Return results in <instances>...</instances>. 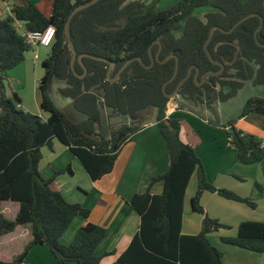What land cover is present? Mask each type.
<instances>
[{
    "label": "trees",
    "instance_id": "16d2710c",
    "mask_svg": "<svg viewBox=\"0 0 264 264\" xmlns=\"http://www.w3.org/2000/svg\"><path fill=\"white\" fill-rule=\"evenodd\" d=\"M83 1L11 0L10 13L0 15V236L17 225L26 226L31 235L21 253L0 264L23 263L28 250L36 244L47 245L60 264H98L101 255L95 250L106 234L104 227L86 221L69 243L60 241L73 218H87L89 209L67 201L55 183L56 176L68 171L69 166L54 170L49 177L41 175V148L58 140L81 161L92 179H98L112 170L122 145L142 126L134 122L148 108L155 110V123L166 144L169 166L163 174L153 177L164 183L160 194L148 190L133 194L130 202L140 216L139 230L113 264H221L222 252L209 242L207 235L228 226L205 214L199 204L201 193L216 192L252 208L256 204L206 180L193 147L180 138L179 120L167 116L166 109L176 96L196 104L224 102L234 97L247 81L264 85V46L254 39L259 17H248L229 33L214 29L207 49L213 59L223 63V71L207 75L197 85L192 68L173 98L164 94L162 85L174 71L175 58L161 60L169 54L178 57L176 75L165 86L167 93L174 90L191 65L199 69L196 81L206 71H217L219 65L209 60L203 48L209 28L218 25L228 29L240 17L257 13L263 18L257 39L264 43V0H178L161 10L146 0H98L72 17L70 35L77 54L103 57L113 62V67L107 75L108 61L83 56L86 74L79 77L83 67L76 60V73L70 68L71 50L64 29L70 11ZM204 5L213 10L201 19L195 10ZM17 23L23 25L22 32ZM49 24L55 27V36L41 60L43 74L38 80L40 107L48 113L43 119L24 110L16 93L7 96L2 79L32 50L24 41V33L42 31ZM149 48L154 58L158 53V60L155 58L151 67L132 60L116 80H110L127 59L140 57L144 64H149ZM56 81L61 82L57 87L59 95L71 100L73 109L84 116L82 119L72 120L54 104L50 93ZM104 109L125 116L129 122H123L107 136L98 135L96 126L103 121ZM251 112L264 114V97L247 98L238 117ZM234 122L233 119L227 123L232 130L226 133L238 161L251 164L264 160L262 139L236 129ZM193 173L197 175V189L191 197V207L203 218L200 231L190 235L180 231L184 193ZM4 200L19 203L14 218L2 213ZM221 240L264 254V222L241 221L234 237Z\"/></svg>",
    "mask_w": 264,
    "mask_h": 264
},
{
    "label": "crops",
    "instance_id": "0c3cea01",
    "mask_svg": "<svg viewBox=\"0 0 264 264\" xmlns=\"http://www.w3.org/2000/svg\"><path fill=\"white\" fill-rule=\"evenodd\" d=\"M29 1L41 3L49 0ZM10 5L11 0H0L1 16L10 13ZM22 26L21 23H17L20 32L23 31ZM44 48H48L49 51V47ZM46 50L43 49V52ZM33 52L35 53L34 50ZM34 53L33 57L25 54L24 58V60L27 58L33 61L32 68L29 62L23 63V66H28V71L31 70L38 79L43 74V68L40 61V69L36 70L38 63L35 60L38 59V53L37 58L34 57ZM11 70V73H4L5 77L8 74V88L5 89L3 86L5 94L11 96L13 92L16 93L24 110L46 119L48 113L40 107L38 82H35L34 88L32 87L36 101V104L32 106L24 85L10 80L17 73L16 69ZM38 106L39 112H37ZM32 107L35 110H31ZM181 107L183 106L179 99L178 101L170 100L167 103L166 114L179 120L180 138L193 147L202 164L206 180L215 187L226 188L241 197L254 200L255 204V200H263L261 202L264 205V160L251 164L239 162L236 150L228 143L226 131L229 130V125H222L223 121L220 119L217 125H212L206 116L204 119L200 118ZM191 108L194 111L195 108L192 105ZM203 108L206 114V106L203 105ZM141 125V128L134 132L120 148L112 170L98 179H92L81 161L58 140L54 139L49 146L45 145L41 148L42 157L38 163L41 175L49 177L54 170L69 166L68 171L56 176L55 183L67 201L80 203L89 209L87 218L82 216L73 218L60 236V241L64 244L69 243L76 230L86 221L104 227L106 234L95 250L101 255L98 264H113L138 232L140 216L130 202L133 194L142 193L145 190L151 194H160L164 188L163 181L153 180V177L163 174L169 166L165 141L158 132L154 116L142 122ZM234 126L242 132L258 136L264 142V114L251 112L242 117L237 116ZM256 185L260 188L258 189ZM196 189L197 175L193 173L184 193L180 231L182 234H197L201 229L202 217L194 215L195 212H199L192 209L190 202ZM199 204L210 217L232 228V235L221 232H212L207 235L209 242L222 252L221 264H264L263 253L249 251L221 240V237H234L233 231L237 232V226L241 221L255 219L252 218L255 217L254 213L248 210L254 209L256 205L252 208L243 202L227 199L216 192L207 190L201 193ZM18 208V202L11 200L1 202L2 213L8 218H14ZM30 238L29 229L23 225H17L11 232L2 234L0 261H11L21 253ZM24 260L21 264H60L45 244L32 246ZM65 264H76V262L67 261Z\"/></svg>",
    "mask_w": 264,
    "mask_h": 264
},
{
    "label": "rangeland",
    "instance_id": "374dc122",
    "mask_svg": "<svg viewBox=\"0 0 264 264\" xmlns=\"http://www.w3.org/2000/svg\"><path fill=\"white\" fill-rule=\"evenodd\" d=\"M177 1L178 0H146V2L152 3L154 5V8L158 9V10L166 9V8L172 6L173 4H175ZM212 10H213V8L209 5L200 6V7L196 8L195 15L198 16L199 18L203 19L205 13L212 11ZM43 49H47L46 52H43ZM47 52H48V48L38 47V49H37L38 59L35 60L36 63H38L37 64L38 68H36V70L40 69V61L46 57ZM33 53H34L33 50L30 49L26 54H29L33 57ZM32 57L30 59H32ZM27 62L30 63L29 65H31V68H32L33 61L26 58L23 62L15 65L13 68H11L12 70L13 69L17 70V73H15V75H17V76L14 75L15 79L11 78L10 80L14 81L17 84L22 83V85H24V89L29 95L30 103L32 104V106H34L36 104V101L34 98L35 97V95H34L35 91L33 88L35 86V82H38L39 77H38V79H36L34 76L35 74L31 73V70L28 71V66H23L24 65L23 63H27ZM10 70H7L6 72H10ZM7 75H6V77H4V79H2V85L5 87V89L8 88V84H7L8 77H7ZM109 75H110V73H109ZM38 76H39V73H38ZM111 78H113V77H111ZM60 85H61L60 81H56L52 85V91L50 93V97H51L52 101L54 102V104L59 109H61L72 120L82 119L84 116L81 113H79L78 111L73 109V107L71 105V100L68 98H63L57 92V87ZM31 89H33V90L31 91ZM252 96H260V97L264 96V85H254L250 81H247L238 90L237 94L234 97H232V98H230L224 102L196 104V103H193L192 101H190L188 99L181 98L180 96H176L175 100L178 101V99H180L181 105L183 106L181 108H183L184 110H189L190 112L198 115V117L203 118V119H204V116H206V118H208V120L210 121V124H212V125L216 124L217 125V123L221 120V121H223V122H221L222 125H224V124H227L230 120H233V119L236 120L237 116L241 112V109H242L245 101L247 100V98L252 97ZM217 103H219V104H217ZM191 105H192V107L195 108L194 111H197V112L193 111V108H191ZM203 105L206 106V111H207L206 114H204ZM217 105H219V106H217ZM31 110H35L34 107H32ZM37 112H39V106L37 107ZM30 113H32V112H30ZM33 114H35V113H33ZM153 116L155 118L154 108H148V109H146L140 113L139 118L134 123L142 124V122L150 120ZM123 122H129V120L125 116H121L119 114L111 113L108 109H104L103 110V121H101L100 125L96 126V133H98V135L107 136L110 131L116 129ZM261 201H263V200H259V199H257V201L255 200L256 207L254 209L250 208V210H248V211H251L254 213L255 217H252V218H255V219H247V220H255V221H263L264 222V205H262ZM194 215H197V217L203 218V215L201 213L195 212ZM207 216L210 217L208 214H207ZM210 218H212V217H210ZM231 229L232 228L230 227V225H228L227 228H220L219 231H217L215 233L221 232V233L226 234V235H232ZM233 234L235 236L236 231H233Z\"/></svg>",
    "mask_w": 264,
    "mask_h": 264
},
{
    "label": "water",
    "instance_id": "95a60500",
    "mask_svg": "<svg viewBox=\"0 0 264 264\" xmlns=\"http://www.w3.org/2000/svg\"><path fill=\"white\" fill-rule=\"evenodd\" d=\"M98 0H85L79 4H77L75 7H73V9L70 11V13L68 14L67 16V19H66V22H65V29H64V35H65V38H66V41H67V44L71 50V56H70V68L72 69V71L74 73L75 70H74V63L75 61L77 60L83 67V73L78 75L79 77H83L85 74H86V68L85 66L83 65V63L81 62V58L83 56H89L91 58H94V59H97V60H102V61H108L107 59L103 58V57H100V56H95V55H90V54H87V53H81V54H77L76 52V49L74 47V44L72 42V39H71V35H70V22H71V19L72 17L81 9L83 8H86L94 3H96ZM252 15H256L259 17V25L258 27L254 30V39L255 41L261 45V46H264V43H260L257 39V32L258 30L260 29V27L262 26V23H263V18L257 14V13H248L242 17H240L237 21H235L230 28L228 29H224L218 25H212L210 28H209V31H208V36L203 44V48L205 50V53L206 55L208 56L209 60L214 63V64H217L220 66V69L217 70V71H206L204 72L201 77H200V80L199 81H196L197 80V76H198V73H199V69L198 67H196L195 65H191L189 68H188V71L186 73V75L178 82V84L176 85V87L174 88V90L170 93H167L165 91V86L168 82H170L176 75V72H177V68H178V57L177 55L175 54H169L167 56H165L161 62L165 61L168 57H174L175 58V67H174V71L171 75V77L163 83L162 85V91L164 92V94L169 97V98H173L177 95V92L179 90V88L181 87V85L183 84V82L190 76L191 74V69L194 68L195 71H194V75H193V80L196 82L197 85H200L202 83V81L204 80L205 76L207 75H218L220 74L222 71H223V68H224V65L223 63L219 62V61H216L215 59H213V57L211 56L210 52L208 51L207 49V45L208 43L210 42L211 38H212V33H213V30L214 29H218L220 30L221 32H224V33H229V32H232L241 22H243L244 20H246L248 17L252 16ZM157 43H159L158 40H156ZM149 51V57H150V62L149 64H144L141 60L140 57H134V58H130V59H127L124 61V63L120 66V68L117 70V72L115 73V75L113 76V78H110L111 81H114L118 78L119 74L122 72V70L132 61V60H138L142 65H144V67L146 68H149L153 65L154 63V60L155 58L158 60V53L155 55V58L151 55V52H150V48L148 49ZM108 69H107V75H109L112 67H113V62L111 61H108ZM229 130L231 131L232 128H229Z\"/></svg>",
    "mask_w": 264,
    "mask_h": 264
},
{
    "label": "built area",
    "instance_id": "2783aa9c",
    "mask_svg": "<svg viewBox=\"0 0 264 264\" xmlns=\"http://www.w3.org/2000/svg\"><path fill=\"white\" fill-rule=\"evenodd\" d=\"M55 27L52 24L47 25L42 31H27L24 33L25 43L35 51L34 57L37 58L38 47H50L54 41ZM264 147V142L262 143Z\"/></svg>",
    "mask_w": 264,
    "mask_h": 264
},
{
    "label": "flooded vegetation",
    "instance_id": "af4514ba",
    "mask_svg": "<svg viewBox=\"0 0 264 264\" xmlns=\"http://www.w3.org/2000/svg\"><path fill=\"white\" fill-rule=\"evenodd\" d=\"M219 67H220V66H219ZM219 69H220V68H219ZM219 69H218V70H219ZM205 77H206V76H205ZM202 82H203V81H202ZM201 84H202V83H201ZM201 84H200V85H201Z\"/></svg>",
    "mask_w": 264,
    "mask_h": 264
}]
</instances>
